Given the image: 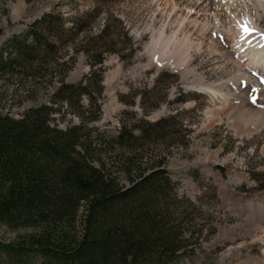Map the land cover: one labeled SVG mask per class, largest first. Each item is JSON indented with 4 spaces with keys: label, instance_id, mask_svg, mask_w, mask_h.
Here are the masks:
<instances>
[{
    "label": "rangeland",
    "instance_id": "obj_1",
    "mask_svg": "<svg viewBox=\"0 0 264 264\" xmlns=\"http://www.w3.org/2000/svg\"><path fill=\"white\" fill-rule=\"evenodd\" d=\"M47 5L69 16H81L86 8L98 12L93 20L83 16L88 24L59 48L56 63L41 77L21 81L17 76H1L0 90L5 89L0 93L1 113L18 117L32 105L51 103L59 77L75 82L101 65V77H92L90 84L94 93L101 90L98 128L93 132L114 135L124 122L145 126V120L165 119L150 137L129 141L138 150L114 144L107 150V165L127 186L122 168L130 163L128 156L136 157L130 163L135 171L137 156L144 160L143 167L164 155L175 191L183 198L171 199L172 204L180 206L176 215L185 235L192 232L186 248L172 262L146 264H264V217L252 216L259 205L264 207V187L259 186V182L264 185V124L249 133L254 123L241 117L242 101L207 91H242L246 107L264 110L262 76L246 67L248 62L239 58L238 51L231 52L232 39L227 34L230 26L234 28V16L247 14L264 30V6L259 7L256 0H0V44L24 31ZM19 7L22 12L17 16ZM103 25L107 29L102 31ZM204 25L207 28L202 30ZM160 33L171 40V49L177 41L189 40L190 57L184 65L161 64L151 58L148 46ZM212 42L223 51H212ZM98 57L102 61L93 63ZM243 73L251 81L235 78ZM79 101L80 111L95 107L86 94ZM64 107L52 112L61 127L70 119L78 121L76 114L63 113ZM252 171L259 180L250 176ZM84 208L80 204L74 223L64 224L71 235L83 230ZM39 228L0 221V243L26 242L27 233ZM31 253L39 264L41 256Z\"/></svg>",
    "mask_w": 264,
    "mask_h": 264
},
{
    "label": "trees",
    "instance_id": "obj_2",
    "mask_svg": "<svg viewBox=\"0 0 264 264\" xmlns=\"http://www.w3.org/2000/svg\"><path fill=\"white\" fill-rule=\"evenodd\" d=\"M97 12L86 8L81 16H69L56 7L43 11L24 31L1 42L0 78L5 74L21 81L41 77L40 73L56 63L59 48L88 24L83 16L93 20ZM106 29L107 25L101 28ZM101 61L98 57L93 63ZM101 70L97 66L71 83L59 77L51 103L32 105L18 117L0 111V221L40 227L27 233L26 242L0 243V264H35L31 252L41 256L39 264L172 262L189 243L192 232L185 235L176 215L180 206H173L171 200L183 198L175 191L176 182L168 174L164 155L143 167L144 160L136 155L135 171L130 163L136 157L128 156L130 163L122 168L127 186L107 165L106 153L114 144L138 150L129 141L150 137L165 119L145 120V126L124 122L114 135L93 132L98 128L101 90L94 93L90 84ZM85 94L95 107L80 111L79 100ZM63 104V113L76 114L78 121L70 119L61 127L52 112ZM250 176L259 180L254 171ZM259 186L264 187L260 182ZM83 203V230L74 236L64 224L74 223Z\"/></svg>",
    "mask_w": 264,
    "mask_h": 264
},
{
    "label": "bare ground",
    "instance_id": "obj_3",
    "mask_svg": "<svg viewBox=\"0 0 264 264\" xmlns=\"http://www.w3.org/2000/svg\"><path fill=\"white\" fill-rule=\"evenodd\" d=\"M259 7L264 6V0H256ZM21 7L17 8L16 15H20L22 12ZM46 8V7H45ZM13 14V10H12ZM14 16V14H13ZM234 22V28L229 27L227 29V34L231 35V41H232V53L236 50L239 52V58L242 59V61H246L247 65L246 67H249L253 71H256L255 73H258L261 76H264V46H261L264 44V39L261 38L259 33H264V30H262L256 20L250 15H244L242 18H239L237 16H234L233 19ZM248 23L251 27H254L257 29V32H253L251 35L246 36L245 35V27L244 25ZM204 28L202 30H205L207 28L206 25L203 26ZM175 46L171 49V40L164 36L163 33H160V36L158 38H153V41L148 46V50L151 54V58L156 60L157 62L161 64H172V65H184L186 61L188 60L189 56V50L191 48V43L188 39L180 40L176 42ZM220 45H218L216 42L211 43V49L212 51H220L219 48ZM223 51V49L221 50ZM228 54V53H226ZM234 58V57H232ZM235 62V60H234ZM240 69V68H239ZM242 78L243 81L247 82V80H250V76L248 74H238L235 76V78ZM210 94L216 93V94H231L238 99L242 101L241 109L244 110V112L241 114L242 118H246L245 120L254 123V126L250 131L255 129L256 127H260L264 124V110L263 109H252L246 107L245 104V97L240 93L242 91H239L238 94H232L230 92H221V89H208L207 90ZM227 96V95H226ZM236 98V99H237ZM250 116V119L247 118V116ZM259 210H254L252 213L253 218L257 217Z\"/></svg>",
    "mask_w": 264,
    "mask_h": 264
},
{
    "label": "snow or ice",
    "instance_id": "obj_4",
    "mask_svg": "<svg viewBox=\"0 0 264 264\" xmlns=\"http://www.w3.org/2000/svg\"><path fill=\"white\" fill-rule=\"evenodd\" d=\"M245 27V35H251L253 32H257L258 30L255 29L254 27H251L248 23H246L244 25ZM259 35L261 36L262 39H264V33H259ZM261 46H264V44H262ZM261 82L264 83V76L261 77Z\"/></svg>",
    "mask_w": 264,
    "mask_h": 264
},
{
    "label": "water",
    "instance_id": "obj_5",
    "mask_svg": "<svg viewBox=\"0 0 264 264\" xmlns=\"http://www.w3.org/2000/svg\"><path fill=\"white\" fill-rule=\"evenodd\" d=\"M54 4L57 5V4H58L57 1H55ZM51 8H52V7H50V5H47V7H46L44 10H42L41 13H42L43 11H45V10H49V9H51ZM41 13L38 14V15L33 16L30 20H33L34 18H38V17H40ZM259 216H260V217H264V207H261V205H259V212H258V214H257V217H259Z\"/></svg>",
    "mask_w": 264,
    "mask_h": 264
}]
</instances>
